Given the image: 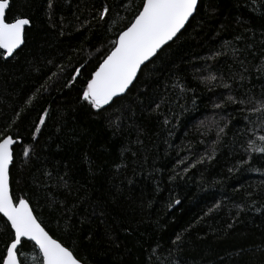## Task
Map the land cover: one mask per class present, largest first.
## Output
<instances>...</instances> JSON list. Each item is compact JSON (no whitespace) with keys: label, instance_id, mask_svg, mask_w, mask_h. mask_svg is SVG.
<instances>
[{"label":"trees","instance_id":"trees-1","mask_svg":"<svg viewBox=\"0 0 264 264\" xmlns=\"http://www.w3.org/2000/svg\"><path fill=\"white\" fill-rule=\"evenodd\" d=\"M143 2L10 0L9 21H31L12 57L0 50V138L21 139L13 198L84 264H264V153L250 147L264 146V0H199L94 109L84 86ZM12 236L0 214V256Z\"/></svg>","mask_w":264,"mask_h":264},{"label":"snow or ice","instance_id":"snow-or-ice-1","mask_svg":"<svg viewBox=\"0 0 264 264\" xmlns=\"http://www.w3.org/2000/svg\"><path fill=\"white\" fill-rule=\"evenodd\" d=\"M198 0H144L142 10L124 28L114 42L111 52L100 63L97 70L87 81L82 99L90 102L94 109L109 105L114 97L125 93L137 77L141 66L153 58L157 51L171 41L184 28L197 9ZM10 0H0V49L11 56L25 42V26L31 23L25 16H16L9 21L6 10ZM109 12L105 7L103 19ZM79 73V69L76 70ZM214 79V77H211ZM39 91V90H38ZM32 97L29 98L30 104ZM264 111V101L259 102ZM47 112L40 116L39 126L45 123ZM264 141V136L260 137ZM14 141L11 135L0 138V213L10 222L13 231L6 253L0 256V264H23L19 258L22 238H28L38 246L40 256L34 264H84L58 239H54L42 222L33 214L29 200L13 198L10 190L9 165L13 161ZM252 151L264 153V146L250 145ZM25 149L24 155L27 156ZM179 203V201H177ZM180 239L179 236L176 238Z\"/></svg>","mask_w":264,"mask_h":264},{"label":"water","instance_id":"water-1","mask_svg":"<svg viewBox=\"0 0 264 264\" xmlns=\"http://www.w3.org/2000/svg\"><path fill=\"white\" fill-rule=\"evenodd\" d=\"M198 4H199V0H198ZM198 4H197V7H198ZM9 10V9H8ZM8 10H6V15H7V12H8ZM142 10V9H141ZM197 10V9H196ZM196 12V11H195ZM195 12L193 13V16H194V14H195ZM193 16H191L190 18H189V20L185 23V26H184V28L186 27V25L188 24V22L190 21V19L193 17ZM31 25V23L29 24V25H27V26H25V30H26V28L27 27H29ZM184 28H182L181 29V31L184 29ZM181 31L177 34V36L181 33ZM176 36V37H177ZM176 37H174L171 41H168L165 45H163L162 47H164V46H166L167 44H169L170 42H172ZM25 43V42H24ZM24 44H22L18 49H16L15 51H14V53L16 52V51H18L22 46H23ZM3 53H4V50H2V49H0ZM159 51H160V49L157 51V53H156V55L159 53ZM13 53V54H14ZM13 54L11 55V56H7V55H5L4 54V57L7 59V58H10V57H12L13 56ZM156 55L153 57V58H155L156 57ZM152 60V58H150V60L149 61H151ZM148 63V61H146L145 62V64H147ZM144 64V65H145ZM144 65H142L141 66V69H142V67L144 66ZM140 69V70H141ZM97 70V69H96ZM95 70V71H96ZM140 70H138V73H137V77H138V75H139V72H140ZM80 71V70H79ZM94 71V72H95ZM93 72V73H94ZM92 73V74H93ZM78 75H79V73H77L76 72V74L74 75V80L78 77ZM91 77H92V75H91ZM91 77H90V79H91ZM137 77L134 79V81H133V83L129 86V88L125 91V93H122V94H119L117 97H114L113 98V100L114 99H116V98H119V97H122V96H124L126 93H127V91L131 88V86L134 84V82H135V80L137 79ZM89 79V80H90ZM87 84V83H86ZM86 87V85L84 86V88ZM113 102V101H112ZM112 102H110V104L112 103ZM109 104V105H110ZM109 105H105V106H103L102 108H105V107H107V106H109ZM45 112H47L48 113V109L45 111ZM45 112L42 114V115H45ZM47 116V115H46ZM45 120H46V118H45ZM38 125H39V123H38ZM42 126L43 125H40L39 126V131H37V128H36V130H35V133H34V136H33V138L34 139H36L37 138V136H38V134H39V132H40V130H41V128H42ZM9 136V135H8ZM14 139V141H16L15 143H14V145H13V160H14V147H15V145L17 144V143H21V139H15V138H13ZM12 164H13V161H12V163L9 165V180H10V171H11V166H12ZM10 190H11V182H10ZM12 192V191H11ZM31 206V205H30ZM2 216H3V214L2 213H0ZM33 214L36 216V214L34 213V211H33ZM4 217V216H3ZM37 217V216H36ZM6 220H7V218L6 217H4ZM9 224H10V222H9ZM43 226V225H42ZM46 229V228H45ZM46 231H48L47 229H46ZM50 234V233H49ZM51 235V234H50ZM52 236V235H51ZM53 237V236H52ZM54 238V237H53ZM27 240V241H30V242H32L33 244H35V242L34 241H31L30 239H28V238H22V240ZM55 239V238H54ZM37 248H38V246H36ZM39 250V249H38ZM19 255V254H18ZM20 258V257H19Z\"/></svg>","mask_w":264,"mask_h":264},{"label":"bare ground","instance_id":"bare-ground-1","mask_svg":"<svg viewBox=\"0 0 264 264\" xmlns=\"http://www.w3.org/2000/svg\"><path fill=\"white\" fill-rule=\"evenodd\" d=\"M164 47H165V46H164ZM162 48H163V47H162ZM162 48H161V49H162ZM161 49H160V50H161ZM110 52H111V51H110ZM106 57H107V56H106ZM106 57H105V58H106ZM105 58H104V59H105ZM152 59H153V58H152ZM102 62H103V61H102ZM102 62H101V63H102ZM148 62H149V61H148ZM99 65H100V64H99ZM98 67H99V66H98ZM98 67H97V68H98ZM10 182H11V177H10ZM11 191H12V190H11ZM23 240H24V239H23ZM23 240H22V241H23ZM34 245H35V244H34Z\"/></svg>","mask_w":264,"mask_h":264}]
</instances>
